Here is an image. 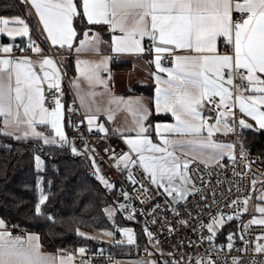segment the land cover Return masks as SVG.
<instances>
[{
  "label": "snow or ice",
  "instance_id": "snow-or-ice-1",
  "mask_svg": "<svg viewBox=\"0 0 264 264\" xmlns=\"http://www.w3.org/2000/svg\"><path fill=\"white\" fill-rule=\"evenodd\" d=\"M22 4H30L35 9L43 30L52 45H65L71 49L73 40L77 38L76 29L73 27L74 18H79L87 25H108L113 33L110 41V50L113 53H131L142 55L146 51L155 53L154 64L161 73H167V79L153 73L156 88L152 107L145 105L140 99L125 101L122 97L110 99L109 105L118 102L125 106L124 110L131 112L133 116L132 127L129 133L135 132V136H124V142L129 151L116 156L112 152L111 158L116 160L117 167L123 165V171L127 172V179L132 185L139 181L135 178L131 169L139 167L146 173V179L158 190V195L171 197L173 202L186 201L189 196H194L199 189L190 190L187 185L191 183V165L199 163L209 167L213 162H218L225 155L224 150L234 148L232 144H220L212 137L222 129L228 134L238 125L242 129H253V125L243 118H237L232 109L233 99L239 104V111L251 117L256 123V129L264 130V0H20ZM82 9V11H81ZM239 14L238 18L237 15ZM89 28L83 31V39H79V47L76 53L98 54L101 41L99 33L89 39ZM120 34H115L116 32ZM9 35L13 39L16 36H29V25L20 17L6 18L0 16V35ZM147 38L151 45L145 49L143 41ZM218 41L228 49L220 52ZM29 43L34 44L29 37ZM4 53H10L11 47L4 46ZM37 55L42 56V49L36 46L31 49ZM177 50H182L177 53ZM171 60V67H164L162 61L165 58ZM110 56H102L98 61L77 60V70L80 80L74 82L77 96L81 100V107L86 108L85 118L88 131L108 133V129L102 124L96 125L97 114L101 111L97 105L93 111L92 105H86L85 99L89 96L103 95V93L84 92L81 82L89 88L103 85L108 89V84L101 77V72H109L108 62ZM39 65L41 76L36 70ZM45 66L51 68V72L45 70ZM48 83V91L52 99L45 106L47 97L44 95L42 84ZM54 90V91H53ZM244 92L250 93L245 96ZM63 93L60 88V73L52 58L42 57L39 61H33L29 57L18 59H0V135L14 138L17 141L37 140L42 144L37 145V152H44V146L71 147L73 156H90L92 174L104 186L112 191L115 185L103 174L98 165L95 149L85 146L83 152L71 144L63 130L64 105L61 102ZM219 97V102L216 98ZM212 113L215 116H205L200 111ZM71 111V109H69ZM109 113V119L113 118L112 109H105ZM161 112L170 113L175 120L173 124H156L145 126V121L153 114ZM209 120L214 123L209 124ZM51 125L55 136L45 135L36 130L37 125ZM94 125L96 127L94 128ZM151 131H155L161 143H154L150 137ZM207 135H204V133ZM20 133V134H17ZM123 135V133H122ZM241 155H245L241 145ZM233 159L235 157H232ZM34 168L37 173L36 187L39 190V198L34 206V218L44 217L47 221L54 222L53 215L45 211L49 195L43 187L46 171L45 161L41 155H34ZM243 175V174H241ZM179 181V183H177ZM51 185L52 181L47 182ZM256 181H251L250 191H255ZM143 187V186H141ZM146 192L147 189H144ZM120 195L130 201L132 197L126 191ZM251 196L242 200H232L227 207L243 204L244 207L234 213L224 214L218 210V214L210 217L211 222L201 227L210 233L206 239L211 245L219 228L226 223L248 212V201ZM264 202V191L256 197ZM206 201V196H201ZM213 202H215L213 198ZM170 206L165 201V208ZM210 206L205 203L199 212H203ZM160 209L159 204H154L150 210L155 214ZM128 211L127 219L135 218L137 209L130 208L127 204H120L115 208H106L109 217L119 211ZM255 216L247 225H238L239 228H250L252 225L264 227V205L258 204ZM142 215L145 213H141ZM179 216L180 213L177 212ZM191 216V213H188ZM157 223L155 219L151 221ZM187 225V220L179 221ZM0 264H57V258L41 252L38 243L39 236L28 235L26 239L12 237L6 230L3 220H0ZM173 229L169 227V231ZM126 237L125 240H115L114 232L104 233L111 238L110 242L120 245L127 242L135 243V234L132 229L120 230ZM149 239L153 234L144 228ZM76 234L84 239H96L86 233L76 230ZM234 235L227 236V247L231 250ZM205 239L201 237V240ZM239 239L244 243L240 252H247L248 241L240 235ZM264 233L255 237L254 254L264 256ZM86 249L81 247L78 252L83 255ZM213 247L207 250V259L201 257L194 264H219L212 258ZM72 256L67 261H72ZM192 257L189 260L192 261ZM61 257L58 264H67ZM82 264H90L83 262ZM145 264V262H140ZM178 264V262H177ZM231 264H244L242 257H233ZM248 264H264V259L256 260L255 256Z\"/></svg>",
  "mask_w": 264,
  "mask_h": 264
},
{
  "label": "built area",
  "instance_id": "built-area-1",
  "mask_svg": "<svg viewBox=\"0 0 264 264\" xmlns=\"http://www.w3.org/2000/svg\"><path fill=\"white\" fill-rule=\"evenodd\" d=\"M237 18L239 14H236ZM93 35H90L92 37ZM35 41V40H32ZM46 44V48H44ZM151 42L147 40L144 44L145 49H148ZM39 46L42 49V56L51 57L58 60L59 54L50 46L45 36H43V43L35 41L30 44L29 40L23 42H13V55H37L31 49ZM66 45L62 49H66ZM228 49L220 41V52H227ZM115 64V60L111 61V65ZM162 64L166 67H171V60L165 58ZM62 79L67 92L70 95V101L66 112V134L69 136L72 144L83 152L85 142L87 147L95 149L98 165L102 170L103 175L112 182L115 187L116 197L115 202L118 207L120 204H127L130 208L137 209L134 214L135 218L127 219L128 211H119L122 217L132 223L140 225L143 230L147 226L148 230L152 232L153 238L149 239L150 247L144 249L140 247L137 242L134 244L122 243V246H133V252L125 254H116L113 252L99 250H91L85 248L86 251L81 255L78 251L60 250L71 254L76 264L89 262L90 264H115L118 259L141 260L145 264H161L164 262L171 264H194L196 259L201 257L207 259V250L213 247L212 258L219 262V264H231L233 257H242L244 264L255 256L256 260L264 259V256L254 254L253 248L256 243L255 237L264 233V227L259 225H252L250 228H239L238 225H247L252 220L248 215L243 214L240 219H234L226 223L221 230L217 231V235L211 242L207 241L206 237L210 234L206 228L201 227V222L204 224L210 223V217L218 214V210L224 214L236 212L238 209L244 207L243 204L233 205L227 207L232 200H242L246 196H252L253 191H250L251 181L264 180V156L260 153L245 152L242 157L241 151L238 147V138L240 127L238 125L234 131L225 134L217 132L218 136L228 137L235 145V151L232 155L225 157L219 164L205 167L202 164L196 163L191 165V185H195V189H199L194 196H189L186 201L179 203L173 202L171 197L158 195V190L155 185H152L146 179V173L139 167L132 168L131 171L135 178L139 181L136 185H132L126 178L127 172L123 171V165L117 167L116 160L112 159V152H105V149H111L116 156L128 152V145L124 139L118 135H101L97 132H89L88 125L85 121L84 113L77 99L74 97L69 79L67 75L61 70ZM109 83V82H108ZM54 91V90H53ZM48 101L52 99L51 93L48 94ZM219 102V97L216 98ZM234 103L232 109L237 118H243V114L239 111L237 102ZM71 109V111H69ZM215 116L216 113H209L207 116ZM2 122V119H0ZM209 124L214 123V120H209ZM232 157H235L234 159ZM243 174V175H241ZM143 186V187H141ZM144 189H147L145 192ZM194 190V189H193ZM121 191H126L130 194L132 199L125 200L121 195ZM201 196H206L207 200H201ZM213 198L215 202H213ZM168 201L170 206L165 208V201ZM207 203L210 207L203 212H199L200 208ZM154 204H159L160 209L151 214L150 210ZM177 212L180 215H177ZM191 213V216L188 213ZM145 213V214H141ZM155 219L157 223L153 224L151 221ZM187 220V225H182L179 221ZM169 227L173 230L169 231ZM123 227L114 229L115 240H125L126 238L121 234L120 230ZM7 230L13 237H23L26 231L17 226H8ZM232 233L234 239L232 243L234 247L229 250L227 245L229 241L227 236ZM240 235L244 236L245 241H248L247 252L242 253L239 249L245 245L239 239ZM201 237L205 239L201 240ZM264 243V240L259 241ZM192 257V261L189 260Z\"/></svg>",
  "mask_w": 264,
  "mask_h": 264
},
{
  "label": "trees",
  "instance_id": "trees-1",
  "mask_svg": "<svg viewBox=\"0 0 264 264\" xmlns=\"http://www.w3.org/2000/svg\"><path fill=\"white\" fill-rule=\"evenodd\" d=\"M0 16L25 19L33 40L43 43V37L30 15L28 6L20 3V0H0ZM74 27L77 31V41L83 38L82 32L89 28L104 38L110 35L106 26L87 25L86 21L81 22L78 17L74 19ZM25 40L22 38L14 42ZM1 41L5 42V39ZM71 69L72 67L68 70ZM139 89L141 88L134 86L132 92L138 93ZM165 119L169 117L153 114L149 125ZM40 144L42 143L37 140L17 141L0 135V220H3L7 227L17 226L26 232L38 233L42 245L50 251H78L83 247L94 251L102 249L125 254L133 252V246L84 239L76 234V230L87 234L96 231L113 232L117 227L132 226L136 230L137 244L144 249L150 247L149 239L140 225L126 221L120 212L114 215L112 222L110 221L105 209L116 206L115 189H105L93 176L81 155L73 156L70 146H44V152H37V145ZM241 145L245 152L260 153L264 156V131L240 130V151ZM36 154L41 155L45 161L46 171L41 175L45 179V193L50 197L45 211L54 216V222L47 221L44 217L34 218V206L40 195L36 187L37 173L34 168ZM49 180L52 181L51 185L47 183Z\"/></svg>",
  "mask_w": 264,
  "mask_h": 264
},
{
  "label": "crops",
  "instance_id": "crops-1",
  "mask_svg": "<svg viewBox=\"0 0 264 264\" xmlns=\"http://www.w3.org/2000/svg\"><path fill=\"white\" fill-rule=\"evenodd\" d=\"M74 3H76L75 0H74ZM26 5L29 8L30 15L33 17V20L35 21V23L38 26V29L40 31L41 36L42 37L45 36L48 43L50 44V46L55 50V52L57 54L60 55L58 60H55L54 58H52V59L55 62L56 68L59 70V73H60V88H61V91L63 93V95L61 97V102L64 105V109H63L64 119L62 121L64 132L66 133V112H67V108H68V103H69L71 98H70L69 93L67 92V89L64 86L61 70H63V72L67 75L69 82H70L71 91L81 106V100L78 98L77 90H76V87L74 86V82L80 80V73L77 70V60L79 59V60H88V61H98L102 56H110V57H112V59H110L108 62V68L110 70L111 79H108L109 72H101V77L107 81V84H108L107 90L104 88L103 85H96L93 88H89L86 84L81 82V88L83 89L84 92L94 91L96 93H103V95H96L95 97H91V96L87 97L85 99V104L86 105H92L93 111H95V107L97 105L101 109V111L97 114L96 125L102 124L109 131L107 134L97 132L98 134H101V135H118V136H121L123 139H124V136L129 135V134L132 136H135V132H132V133L128 132V129L131 128L132 124H133V116H132L131 112L124 110L125 106L123 104H119V106H118V102H117V103H113V104L109 105L108 102L110 99H115V98H119V97H122L125 101L140 99L145 105H147L150 108L152 107L153 98L155 95V88H156V83H155L153 73L160 75L163 79H167V73L159 72V70L156 68V66L153 62L154 57H155L154 51L153 52L146 51L142 55H135V54H131V53H113V52H111L109 45H110L111 36L113 35V33L109 29L108 25H104L108 28L110 35L108 38H104L99 33L101 41L103 42L100 45L99 53L98 54L82 53V54L78 55L75 51V49L77 47H79V43L76 40L77 38H75L73 40V47L71 49H69L68 47H66V49H62V47H60L59 45H55V46L52 45L51 41L47 38V33L43 30V25L39 21V17L36 14L35 9L32 8L30 4H26ZM6 18L11 19L14 17H6ZM73 27H74V20H73ZM96 33H98V32L90 31L89 32V39H91L93 37V36L90 37V35H94ZM115 34L119 35L120 33L117 31ZM29 37L31 38V40H33V38L31 37L30 27H29V36H25V37L16 36L13 39L12 37H10L9 35H6V34L0 35V49H2L4 46H10L11 47V52L7 53V54L4 53L2 50H0V59H13V60H15V59L22 58V57H29L33 61H39L42 59V57H46V56H30V55H26V54L19 55V56L13 55V50H12L13 42L16 40L22 39V38L29 40ZM1 39H5V42H2ZM147 40L148 39L145 38V40L142 42L143 45L145 44V42ZM44 48H46V44H44ZM218 48L220 51V41H218ZM181 51L182 50H177V53L179 54V53H181ZM49 58H51V57H49ZM112 60H115L114 65H111ZM70 67H72V69L68 70ZM164 67H166V66H164ZM34 70H36L41 76L43 75V73L40 72V70H39L38 64L36 65V68ZM45 70L49 71V72L52 71L51 68H49L48 66H45ZM134 86H138L141 88L138 90L139 91L138 93L132 92V88ZM42 88L44 90V95L46 97H48V94L50 92L48 91V83L46 81L42 84ZM151 91H152V93H151ZM150 94H151V96H150ZM249 94L250 93H248V92H244L245 96H247ZM237 105L239 107L238 102H237ZM45 106L46 107L48 106V99L45 101ZM109 108L112 109V113H111L113 115L112 119H109V113L107 111H105V109H109ZM81 109H82V111L84 113V117H85L86 108L81 107ZM200 111L205 116H207L209 114V112L204 111V109H200ZM153 114H155V112H153ZM152 115H150L148 120L144 122L145 126L149 125V119ZM155 115L166 116V117H169V119H167V120L165 119L163 121H156L152 125L153 128L156 124H173V123H175L174 117L170 113L165 114V113L161 112L160 114H155ZM0 119L3 120L4 118L0 117ZM243 119H245L247 123L253 125L252 130L256 129V123H255V121L252 120L251 117H248L245 114H243ZM85 121L87 123L86 118H85ZM96 125H94V128L96 127ZM36 130L43 132L45 135L55 136V131H54V129L51 128L50 124L49 125H37ZM240 130H245V129L240 128ZM223 131L224 130L222 129L220 132H223ZM261 131H264V130H261ZM122 133H123V135H122ZM216 133L212 137V139L215 142L220 143V144H232V145H234L228 137L218 136V135H216ZM17 134H20V133H17ZM204 135H207V133L205 132ZM66 136L69 139V141H71L67 134H66ZM150 137L154 143H158V144L161 143V140H160V138L157 137L155 131H151ZM40 142L42 143V141H40ZM46 146H49V145H46ZM234 151H235V145H234V148L231 150V152H229L228 150H224L225 155L223 156V158L220 159L218 162H213L212 165L219 164L225 157L232 155L234 153ZM177 183H179V181H177ZM189 189L193 190L191 183H189ZM262 190H264V180H256L255 191L261 192ZM246 215H248L252 219L254 216L256 218H260L258 215L252 214L251 212L246 213ZM5 226H6V224H5ZM0 230H4V229H0ZM6 230H7V226H6ZM28 235L39 236L38 243L40 245L41 252L46 254V255L56 257L57 258V264H58L59 259L61 257L65 258V260L67 261V257L72 256L71 254H69L67 252H63V251L47 250L41 243L40 235L36 232H26L24 234V236L21 238L26 239ZM136 261L138 262V264H140V262H143L141 260H136ZM67 264H76L75 259H73L72 261H67Z\"/></svg>",
  "mask_w": 264,
  "mask_h": 264
},
{
  "label": "rangeland",
  "instance_id": "rangeland-1",
  "mask_svg": "<svg viewBox=\"0 0 264 264\" xmlns=\"http://www.w3.org/2000/svg\"><path fill=\"white\" fill-rule=\"evenodd\" d=\"M71 144H72V142H71ZM73 145V144H72ZM74 146V145H73ZM84 159H85V161H86V163H87V165L89 166V168H90V171L91 172H93V170H92V168H91V166H90V156H91V153L89 154V156H85V155H81ZM96 158H97V156H96ZM103 174V173H102ZM95 177V176H94ZM96 178V177H95ZM97 180V179H96ZM98 181V180H97ZM99 182V181H98ZM100 183V182H99ZM102 185V184H101ZM103 186V185H102ZM104 187V186H103ZM187 187L189 188V184L187 185ZM262 191H264V190H262ZM261 191V192H262ZM261 192H256V191H254L252 194V199H249V201H248V205H247V208H248V212L247 213H252V214H256V215H258L259 217H260V214L259 213H257V212H255V207L258 205V204H261V205H264V202H261V201H259V200H257L256 199V197H258L260 194H261ZM116 206H110V207H108V208H115ZM116 214V213H115ZM109 217V216H108ZM113 217L114 216H112V217H109V219H110V221L112 222L113 221ZM125 228H129V229H132L133 230V232H134V234H135V232H136V230L132 227V226H126V227H123V229H125ZM223 228V227H222ZM222 228H219L218 230H221ZM106 232H112V231H96V232H94V233H87V235L88 236H91V237H96V240H98V241H100V242H104V243H111L110 242V240H111V238L110 237H108L107 235H105L104 233H106ZM126 238V237H125ZM135 241H136V234H135ZM164 263H167V262H164ZM115 264H138V262L136 261V260H129V259H123V258H121V259H118L116 262H115Z\"/></svg>",
  "mask_w": 264,
  "mask_h": 264
}]
</instances>
